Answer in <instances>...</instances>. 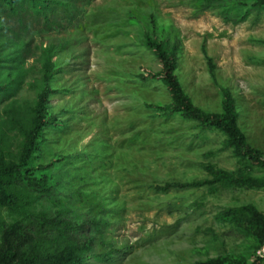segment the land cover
Returning <instances> with one entry per match:
<instances>
[{"label":"rangeland","instance_id":"374dc122","mask_svg":"<svg viewBox=\"0 0 264 264\" xmlns=\"http://www.w3.org/2000/svg\"><path fill=\"white\" fill-rule=\"evenodd\" d=\"M75 7L53 24L30 20L19 28L30 54L12 96L0 102V161L21 156L42 86L40 47L55 44L47 102L55 125L45 129L35 162L53 165L61 200L44 199L36 209L101 222L83 264H264L257 255L264 232L246 227L262 226L264 187H235L212 174L264 179V169L243 159L219 129L148 105L173 97L161 80L146 77L162 64L143 42L146 30L129 18L154 15L169 27L185 94L202 110L224 114L227 88L238 126L264 155V8L235 23L197 0H77ZM14 73L0 81L9 86ZM21 219L0 206V256L14 224L7 237L20 254L34 246Z\"/></svg>","mask_w":264,"mask_h":264},{"label":"trees","instance_id":"16d2710c","mask_svg":"<svg viewBox=\"0 0 264 264\" xmlns=\"http://www.w3.org/2000/svg\"><path fill=\"white\" fill-rule=\"evenodd\" d=\"M76 2L77 0H0V77L7 70L15 72L9 86L0 81V102L12 96V83L17 82L23 75V64L30 54L29 46L24 49L21 43V34L25 29L19 28H24L25 23L30 20L53 24L58 13L72 11L76 8ZM197 2L203 9L220 7L224 18L235 23L246 20L252 11L264 8V0H197ZM129 18L131 23L146 30L143 42L162 64L159 72L150 71L146 77L161 80L173 97L170 104L148 105L165 115L180 113L183 117L198 121L204 126L219 129L227 135L229 144L243 159L264 169V155L249 144L237 124V111L230 91L227 88L223 89L224 114L207 112L195 106L185 94L175 74L176 49L169 48L166 39L169 27L159 26L154 15L138 17L130 13ZM17 43H20V47L17 48L19 50L6 53L8 46L14 47ZM40 48L44 55L42 86L33 109L31 128L29 131L23 130L26 141L20 158L14 161H0V206L22 217L18 222H25L24 228L31 230V233L29 230L28 233L34 240V246H31L26 256H22L19 243L12 244L13 241L7 237L10 231L19 227V224L12 225L11 230L4 235L0 264H83L91 257L94 250V234L100 230L101 222L91 217L73 222L63 218L62 211L53 213L47 209H36V205L42 203L44 199L61 200L57 188L58 177L52 170L53 165L35 162L41 152L40 145L44 140L45 129L55 125L54 119L47 113V102L50 82L57 72L53 61L57 49L55 44L51 46L43 44ZM209 62H212L211 58ZM210 65L213 68V65ZM212 174L222 183H230L235 187L249 189L264 187V179L252 175L237 176L223 169L212 170ZM261 224V228L259 224H247L246 227L262 234L264 221ZM82 232H85L83 236ZM96 256L108 259L111 253L103 255L97 253ZM211 264L223 263L218 261Z\"/></svg>","mask_w":264,"mask_h":264},{"label":"built area","instance_id":"2783aa9c","mask_svg":"<svg viewBox=\"0 0 264 264\" xmlns=\"http://www.w3.org/2000/svg\"><path fill=\"white\" fill-rule=\"evenodd\" d=\"M257 255L264 262V238L257 249Z\"/></svg>","mask_w":264,"mask_h":264}]
</instances>
